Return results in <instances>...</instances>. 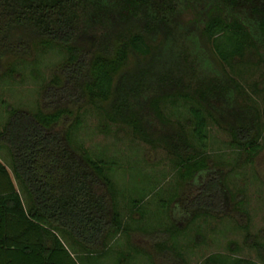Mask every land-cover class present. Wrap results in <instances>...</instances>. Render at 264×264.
<instances>
[{"label": "trees", "instance_id": "1", "mask_svg": "<svg viewBox=\"0 0 264 264\" xmlns=\"http://www.w3.org/2000/svg\"><path fill=\"white\" fill-rule=\"evenodd\" d=\"M46 48L65 59L43 85L41 105L35 112L7 105L0 130L11 160V172L0 160V264H79L71 248L84 264H102L118 234L126 238V259L134 252L149 264H187L175 242L184 229L176 224L139 230L152 251L133 244L112 161L72 144L69 127L80 123L75 111L85 104L173 155L180 183L194 185L192 200L185 190L178 197L184 211L215 215L234 204L247 215L234 200L241 191L232 198L224 165L205 148L210 120L229 133L238 163L259 153L260 113L242 99L235 67L261 63L255 85L264 90V0H0V69ZM179 101L189 114L185 123L163 110ZM213 190L221 194L218 208L198 204ZM131 198L141 217L143 200ZM252 246L261 262L211 253L203 264H264V245Z\"/></svg>", "mask_w": 264, "mask_h": 264}, {"label": "rangeland", "instance_id": "2", "mask_svg": "<svg viewBox=\"0 0 264 264\" xmlns=\"http://www.w3.org/2000/svg\"><path fill=\"white\" fill-rule=\"evenodd\" d=\"M64 59V52L57 48H46L38 49L24 59L10 58L3 64L0 69V130L8 118L7 105L32 112L38 110L43 85L52 78L53 69ZM8 67H12L16 73L5 74ZM235 71H238L242 99L256 106L260 113L262 132L259 153L251 163H238L239 152L230 145L229 133L210 120L205 150L214 160L224 165L223 170L227 173L225 183L232 198L241 191L234 200L243 201L242 206L247 215H238L234 204L228 210L225 209L226 212L215 215L199 213L195 217L187 213L179 206V198L187 191V196L191 195L192 200L195 194L188 189L194 185L180 183L173 155L162 147H152L135 138L126 125L108 122L92 104H85L75 111L80 123L69 127L72 144L87 149L92 155L112 161L110 177L118 208L123 220L135 228L132 233L133 244L152 251L151 239H147L139 230L152 231L176 224L184 229L176 236L175 242L184 252L187 264H203V259L211 253H230L261 262L252 243L264 245V90L257 89L255 85L262 76L263 67L261 63H240ZM163 110L172 119L178 118L183 123L189 116L182 101L174 106L167 102ZM71 123L73 118L59 122L63 129ZM185 127L187 131L191 130V126ZM0 160L11 172L10 155L4 147H0ZM182 191L184 193L181 195ZM220 195L219 190L207 191L199 198L198 204L218 208L216 200ZM131 197L143 200L140 204L141 217L138 212L132 211ZM174 197H179L177 202V198L173 202ZM238 224H247V229ZM125 240L124 234L116 235L111 243L112 249L100 262L147 264L148 260L142 254L133 252V257L125 258ZM65 243L68 245L66 240ZM230 247L236 250L232 251ZM70 252L79 264H84L75 250L71 248Z\"/></svg>", "mask_w": 264, "mask_h": 264}, {"label": "clouds", "instance_id": "3", "mask_svg": "<svg viewBox=\"0 0 264 264\" xmlns=\"http://www.w3.org/2000/svg\"><path fill=\"white\" fill-rule=\"evenodd\" d=\"M202 67L204 68V70H210V67L208 65H204Z\"/></svg>", "mask_w": 264, "mask_h": 264}]
</instances>
